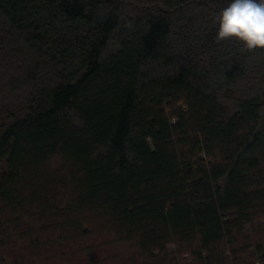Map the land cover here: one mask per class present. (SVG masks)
<instances>
[{
	"label": "trees",
	"instance_id": "obj_1",
	"mask_svg": "<svg viewBox=\"0 0 264 264\" xmlns=\"http://www.w3.org/2000/svg\"><path fill=\"white\" fill-rule=\"evenodd\" d=\"M230 2L0 0V264H264V50L216 41Z\"/></svg>",
	"mask_w": 264,
	"mask_h": 264
},
{
	"label": "clouds",
	"instance_id": "obj_2",
	"mask_svg": "<svg viewBox=\"0 0 264 264\" xmlns=\"http://www.w3.org/2000/svg\"><path fill=\"white\" fill-rule=\"evenodd\" d=\"M216 41L235 39L243 50H264V0H231L216 16Z\"/></svg>",
	"mask_w": 264,
	"mask_h": 264
},
{
	"label": "rangeland",
	"instance_id": "obj_3",
	"mask_svg": "<svg viewBox=\"0 0 264 264\" xmlns=\"http://www.w3.org/2000/svg\"><path fill=\"white\" fill-rule=\"evenodd\" d=\"M50 165L54 167L60 166V160L58 158H54L51 160ZM263 216L256 215L254 218V226L256 228V235L258 237L264 238V227H262V218ZM245 234V232H240L238 234V238L240 239V244L242 242L241 237ZM110 239V237L104 236H97L94 235L92 238L86 239L85 244H98L101 242H105L106 240ZM170 248V247H169ZM95 256L100 260V264H142L145 263L144 258L137 257V252L132 246L131 243H118V244H111L102 246L99 250L95 251ZM132 257V259H130ZM31 260H36L30 257ZM82 261L85 262L84 256L81 257ZM184 260L187 262L186 264H198L197 262L193 261L191 258L184 257L183 260L181 259L180 264H184ZM192 260V261H191Z\"/></svg>",
	"mask_w": 264,
	"mask_h": 264
}]
</instances>
